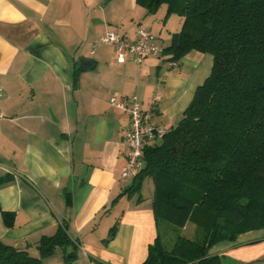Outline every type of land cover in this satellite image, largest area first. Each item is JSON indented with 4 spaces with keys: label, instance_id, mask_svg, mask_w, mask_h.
<instances>
[{
    "label": "crops",
    "instance_id": "obj_1",
    "mask_svg": "<svg viewBox=\"0 0 264 264\" xmlns=\"http://www.w3.org/2000/svg\"><path fill=\"white\" fill-rule=\"evenodd\" d=\"M166 12L164 4L147 15L135 0H0V177L11 178L0 187V204L15 214L11 227L0 214L1 241L39 257L40 238L67 221L79 245L71 264L146 260L168 224L155 220L151 178L141 200L123 195L112 205L133 178H121L129 117L110 100L129 104L136 95L143 110L156 107V124L171 128L209 76L213 56L193 50L171 69L160 54L122 63L101 39L118 30L134 40L144 27L167 42L163 48L183 25V17ZM81 58L94 67L80 69ZM116 221V235L104 243ZM209 253L224 264H264V228L218 242ZM44 264H67L64 250Z\"/></svg>",
    "mask_w": 264,
    "mask_h": 264
},
{
    "label": "trees",
    "instance_id": "obj_2",
    "mask_svg": "<svg viewBox=\"0 0 264 264\" xmlns=\"http://www.w3.org/2000/svg\"><path fill=\"white\" fill-rule=\"evenodd\" d=\"M135 1L147 15L165 4L166 18L183 17L160 54L170 69L193 50L211 54L213 64L177 124L145 146L143 168L112 205L123 195L141 200L143 183L151 178L155 220L181 228L192 222L195 235H179L171 249L158 235L141 264H224L222 255L209 253L213 245L264 228V0ZM78 75L76 68L74 86ZM10 179L0 177V187ZM0 214L5 226L14 225L15 214L1 204ZM117 227L118 221L104 243ZM68 229L62 221L54 234L43 235L39 257L0 240V264H44L57 248L73 263L79 245Z\"/></svg>",
    "mask_w": 264,
    "mask_h": 264
},
{
    "label": "built area",
    "instance_id": "obj_3",
    "mask_svg": "<svg viewBox=\"0 0 264 264\" xmlns=\"http://www.w3.org/2000/svg\"><path fill=\"white\" fill-rule=\"evenodd\" d=\"M158 36L148 28L140 27L134 40L128 39L118 30H108L101 42L113 47L117 59L124 62L128 56L135 63H142L150 55H159L162 47ZM131 103L111 98V104L122 108L129 117V125L125 131V141L128 146L127 162L121 173L122 179L134 178L144 166V149L152 140L164 136L167 128L153 121L152 111L143 110L138 97L133 95Z\"/></svg>",
    "mask_w": 264,
    "mask_h": 264
},
{
    "label": "rangeland",
    "instance_id": "obj_4",
    "mask_svg": "<svg viewBox=\"0 0 264 264\" xmlns=\"http://www.w3.org/2000/svg\"><path fill=\"white\" fill-rule=\"evenodd\" d=\"M157 35V34H156ZM158 43L160 45L166 44L167 42H163V40L160 39V41H158ZM166 224H168L167 228H162L161 230V236L163 238L164 241V245L166 246L167 249H171L172 248V244H174L175 239L181 235V236H187V237H194L195 235V224L192 222L188 223V227L187 229L181 228V227H175L169 223L166 222ZM194 228V229H193Z\"/></svg>",
    "mask_w": 264,
    "mask_h": 264
},
{
    "label": "water",
    "instance_id": "obj_5",
    "mask_svg": "<svg viewBox=\"0 0 264 264\" xmlns=\"http://www.w3.org/2000/svg\"><path fill=\"white\" fill-rule=\"evenodd\" d=\"M94 60L88 58H81L80 60V69L88 70L94 67Z\"/></svg>",
    "mask_w": 264,
    "mask_h": 264
}]
</instances>
